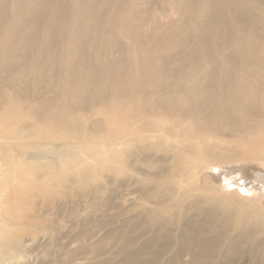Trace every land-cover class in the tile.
<instances>
[{
	"label": "rangeland",
	"instance_id": "rangeland-1",
	"mask_svg": "<svg viewBox=\"0 0 264 264\" xmlns=\"http://www.w3.org/2000/svg\"><path fill=\"white\" fill-rule=\"evenodd\" d=\"M227 1L0 0V97L24 92L22 98H12L18 108H9L5 113V99L0 98V168H5L1 159L8 146L14 147L8 132L17 130L20 123L39 129L38 135L21 140L36 146L27 149L21 161L35 164L36 161L28 157L43 148L39 143L47 142L48 148L62 144L61 140L48 137L51 132H67L68 129L60 124V115L61 118L64 116L63 120L79 116L83 127L80 131L84 134L93 121L105 118L101 112L107 110L105 126L122 128L127 123L129 133L123 138L135 139L141 134L138 131L141 121L160 120L163 125L175 121L176 111L165 108L171 101L166 99L172 94L194 95L210 78L215 83L217 96H221L219 92H227L226 89L230 94L231 91L242 93L251 91L254 84L260 85L264 79V0H229V4ZM170 44L176 49L172 50ZM227 70V86L222 92ZM84 85L90 89H105L100 97L102 101L83 103L81 108H75L73 104L75 109L68 107L75 86ZM255 97H260V92ZM34 106L40 110L30 108ZM252 116L259 118L258 113ZM27 132L32 134L34 128L27 127L23 133ZM107 148L100 147L101 150ZM15 155L18 156L17 152ZM45 156L51 157L50 154ZM132 157L131 161L135 159ZM17 158L10 162V167L20 166ZM229 164L234 162L226 165ZM134 167L138 170L137 162ZM260 169L262 174L259 176L264 174V169ZM128 172L131 177L110 173L91 177L82 192L78 190V182L60 179L58 173L55 174L57 185L51 186L45 185V177L28 176L26 182V174L18 175L20 179L8 173L0 174V182L9 183L0 188V217H3L0 226L13 229L21 243L18 253L0 256V264H58L71 255L76 257L71 264H113L120 256L136 251L142 242L151 241L153 231H148L139 222L144 215L140 212L142 201L137 191L140 174L133 169ZM224 172L223 175H227V171ZM19 182L24 186L32 185L30 196L26 204L18 202L20 209L14 216L15 221L7 220L3 210L12 209L16 203L10 192ZM232 186L229 188L233 189ZM106 199V206H99ZM144 207L152 209L155 206L148 203ZM192 224L200 229L205 226L195 220ZM209 229V234L213 235L215 227ZM184 230L187 227L180 222L170 228L166 237L158 241L169 249L154 258L153 252L159 244L152 241L140 260L155 259L154 264H217L222 252L231 251L228 242L223 245L216 242L211 248L216 257L209 261L194 262L189 255L174 258L172 251L180 246L176 234ZM82 233L89 236L83 237ZM105 234H109L106 240L103 239ZM126 235L134 239L132 244L114 257L112 253L121 244L120 238ZM220 237L218 235L217 239ZM98 244L103 247L102 252H94ZM252 247L253 241L240 243L234 250L233 263L263 264V250L254 252ZM185 248H192L191 243Z\"/></svg>",
	"mask_w": 264,
	"mask_h": 264
},
{
	"label": "bare ground",
	"instance_id": "bare-ground-1",
	"mask_svg": "<svg viewBox=\"0 0 264 264\" xmlns=\"http://www.w3.org/2000/svg\"><path fill=\"white\" fill-rule=\"evenodd\" d=\"M205 17L207 16L205 15ZM185 18L182 20H185ZM202 21L204 22L203 19ZM226 21L225 23H227ZM220 24L222 25V22ZM179 41L178 39V45ZM172 48L176 49L175 46H171ZM80 53L82 52L80 51ZM76 63H74L75 66H77ZM181 71L179 69V72ZM179 72L177 73L179 74ZM227 73L228 70L224 72L222 92L227 86ZM181 75L183 74L181 73ZM173 76L176 77V75ZM193 76L195 75L193 74ZM170 78L172 77L170 76ZM197 79L196 82L200 83ZM208 81L206 80L203 85H200L194 95H170L166 100L171 101H167L169 103L165 104V108L168 111H176L175 121L166 125L161 124L160 120L157 122L141 121L138 128L141 134L135 139L123 138L129 133L127 131L129 124L127 123L122 128H114V125L110 124L105 126L108 116L104 113L107 110L103 111L104 113L101 112L105 118L102 121L100 119L93 121L84 134H81L80 131L83 127L79 116H76L77 118H71L70 116L69 119L63 120L64 116L61 118L60 115V124L62 123L61 125L68 129L67 132L64 134L51 132L48 137L61 140L62 144L60 146L52 145L48 148L45 146L48 144L47 142L39 143L43 148L28 157L34 159L36 162L33 163L35 164L22 162L24 154H26L25 151L36 146L33 143L21 142V140L38 135L36 131L39 129L27 123H20L17 130L14 129L12 133L11 131L8 132L10 134L9 138L14 142V147L9 145L5 157L1 159L5 168H0V174L8 173L18 179H20L18 175L26 174L27 177L24 178L26 182L28 176L35 179L45 177V185L51 186L57 185L55 174L58 173L60 179L78 182V190L81 192L88 186V179L97 177L99 174H126L131 177L130 172H128L131 169L140 174L139 188L136 190L142 201L140 212L144 215L142 214L139 222L148 231H153L154 235L151 241L142 242L136 251L120 256L113 264H154L155 259L143 261L140 258L150 248L152 241H157V244H159L156 245L153 252L154 258L166 252L169 248L158 243V241L166 237L168 230L179 222L184 224L187 230L176 234V238L180 239V246L172 251L174 258L189 255L194 262H197V260L209 261L216 257L211 249L216 242L221 243V245L228 242L231 250L228 251V249L222 252L217 264H232L234 256H236L234 250L242 242L253 241L252 249L254 252L262 249L264 255V174L258 175L261 173L260 167L264 169V79L260 85L254 86L256 85L254 84L251 91L246 90L242 93L239 91L232 93L231 91L230 94L229 89H226L227 92L225 91L223 94L219 92L221 96L216 95L213 79L210 78ZM90 88L85 85L75 86V93L72 96V101L69 100L68 107L73 108V104L75 108H81L80 105L83 103H92L97 99L102 101L100 97L105 89L103 90L101 87H98L99 89ZM172 89L174 90V88ZM258 92H260V97L256 98L255 95ZM23 94L24 92H17L1 96L6 103L3 112L5 113L9 108H18L19 105L15 101L12 102V98L14 96L22 98ZM88 99L91 101H87ZM43 103L45 104L46 100ZM30 108L40 110L36 106ZM178 111L180 113H177ZM253 113H258L259 118H254ZM27 127L34 128V132L24 134L23 131ZM80 137L82 140H80ZM73 138L79 140L77 142L71 141ZM105 146L108 148L105 150L100 149V147ZM16 152L18 156L15 155ZM45 154H50L51 157L48 159ZM82 155H85L86 159ZM132 156L135 158L133 161L130 160ZM15 157H18L17 159L21 164L15 168L10 167V162ZM87 159L94 161L95 164H90L91 162L89 163ZM231 161L234 164L239 162L240 164L226 165ZM136 162L138 163V170L134 167ZM248 163L253 164V166ZM224 171H227V175H223ZM220 175L221 177H219ZM24 179L21 181H24ZM231 185H233V189L229 188ZM4 186H9V183L7 181L0 182V188ZM31 187L30 184L24 186L20 182L11 187L12 192L10 193L14 196L16 203L14 202L12 209L3 210V214L7 213V220L15 221L14 216L20 209L18 202L27 203ZM96 189L101 190L100 188ZM105 203H107V199L99 206L105 207ZM148 203L157 206V208L148 209L144 207ZM171 209L174 210L170 211ZM0 220L3 221V217H0ZM194 220L200 226H205L202 229L193 226L192 222ZM210 227L216 229L213 235L209 234ZM19 229L18 231H20ZM27 230L28 228H25V231ZM82 234L86 238L89 236L88 233ZM218 235L221 236L219 239H217ZM108 237L109 234H105L103 239L106 240ZM19 238L13 229L7 230L0 226V256L18 253L21 247V243L18 242ZM79 238H81V235H79ZM133 240L132 237L127 235L121 237V244L117 245L112 255L114 257L119 255L126 246L132 244ZM189 243H191L192 248H185L186 244L189 245ZM83 249L84 246L81 247V250ZM102 250L103 247L98 244L95 246L94 252H102ZM75 258L71 255L66 260L58 261V264H71Z\"/></svg>",
	"mask_w": 264,
	"mask_h": 264
}]
</instances>
